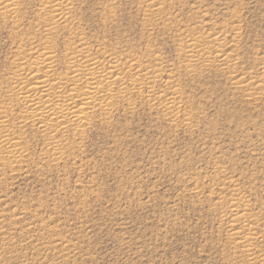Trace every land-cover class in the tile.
<instances>
[{
	"label": "rangeland",
	"instance_id": "obj_1",
	"mask_svg": "<svg viewBox=\"0 0 264 264\" xmlns=\"http://www.w3.org/2000/svg\"><path fill=\"white\" fill-rule=\"evenodd\" d=\"M4 1L0 264H264V0Z\"/></svg>",
	"mask_w": 264,
	"mask_h": 264
},
{
	"label": "bare ground",
	"instance_id": "obj_2",
	"mask_svg": "<svg viewBox=\"0 0 264 264\" xmlns=\"http://www.w3.org/2000/svg\"><path fill=\"white\" fill-rule=\"evenodd\" d=\"M10 1V0H9ZM12 1V0H11ZM10 1V2H11ZM45 1V0H44ZM44 1H42V2H44ZM60 0H49V1H47V2H59ZM9 2V3H10ZM3 3H5V1L4 0H0V5H3ZM8 3V2H7ZM63 3V2H62ZM53 4V3H52ZM65 4V3H64ZM50 5H51V3H50ZM56 5H59V4H56ZM5 6V5H4ZM51 6H53V5H51ZM60 6V5H59ZM61 6H63V5H61ZM60 6V10H61V12H62V9H64V8H62ZM57 7V6H56ZM56 10H58L57 8H55ZM55 9L53 8L51 11H55ZM50 11V12H51ZM57 12V11H56ZM59 13V12H58ZM64 14H65V12H63ZM57 14V13H56ZM52 15V14H51ZM53 15H55V14H53ZM60 16H62V14L60 13L59 14ZM57 16L58 17V19H60V16ZM55 17V16H54ZM54 17H53V19H54ZM65 17V16H64ZM64 21V20H63ZM51 27V26H50ZM191 45H193V44H191ZM80 46V45H79ZM196 46V45H195ZM194 46V47H195ZM46 47V46H45ZM72 48V47H71ZM77 48V47H76ZM84 48V47H83ZM193 48V47H192ZM44 49H46V48H44ZM79 49V48H78ZM82 50V49H81ZM87 50V49H86ZM195 50H197V49H195ZM46 51V50H45ZM75 51V50H74ZM77 51V50H76ZM85 51V50H84ZM190 51H192V50H190ZM194 51V50H193ZM43 52V51H42ZM48 52V51H47ZM200 52V51H199ZM71 53V51L69 52V54ZM74 53V52H73ZM85 53H88V52H85ZM91 54H92V52H90ZM189 53V52H188ZM44 53H42V54H40V56L41 55H43ZM48 54V53H47ZM67 54H68V52H67ZM68 54V55H69ZM84 54V53H83ZM192 54V53H191ZM203 54V53H202ZM39 54H37V56H38ZM51 55V54H50ZM74 55V54H73ZM79 55V54H78ZM78 55H77V57H78ZM190 55V54H189ZM222 55V54H221ZM220 55V56H221ZM52 56V55H51ZM75 56V55H74ZM84 56H85V54H84ZM83 56V57H84ZM88 56V55H87ZM219 56V57H220ZM223 56V55H222ZM69 57H73L72 55L71 56H69ZM79 57H82V56H80L79 55ZM82 57V58H83ZM86 57V56H85ZM225 57V56H224ZM39 58V57H38ZM41 59H43V58H41ZM40 59V60H41ZM45 59V62H44V64L46 65L47 63H49V57H47V58H44ZM68 59V58H67ZM93 59H95V57L93 58ZM40 60H38V62L37 63H41V62H39ZM53 60V59H52ZM70 60V59H69ZM73 59H71V61H72ZM85 60V59H84ZM91 59H88L87 61L89 62ZM96 60V59H95ZM42 61H44V60H42ZM51 61V60H50ZM67 61V60H66ZM75 61V60H74ZM218 61H221V60H218ZM82 62V61H81ZM86 62V61H85ZM108 62V61H107ZM112 62V61H111ZM115 62V61H114ZM224 62H225V60H224ZM33 63V62H32ZM34 63H36V62H34ZM54 63V62H53ZM87 63V62H86ZM128 63V62H127ZM50 65L52 64V63H49ZM49 64H47L48 66H49V69H50V67L53 65H49ZM68 64V63H67ZM72 64V63H71ZM75 64H77V63H75ZM80 64H82V63H80ZM107 64H110V63H107ZM114 64V63H113ZM132 64V63H131ZM131 64H129V65H131ZM36 65V64H35ZM69 65V64H68ZM110 65H112V64H110ZM109 65V66H110ZM116 65V64H115ZM37 66V65H36ZM35 66V67H36ZM38 66H40V65H38ZM74 66V65H73ZM81 66V65H80ZM98 66H99V64H98ZM101 66V65H100ZM113 66V65H112ZM125 66H127V65H125ZM124 66V67H125ZM131 66H133V65H131ZM137 66V65H136ZM33 67V66H32ZM42 67V66H41ZM44 67H47V66H44L43 65V67H42V69H44ZM82 68L80 69V71H82V69H84L85 71H86V73L87 74H90V75H92V77H89L88 78V82L86 83V85H85V87H84V89H85V91L82 93V96H81V101L79 102V103H73V104H70V102L69 103H66V104H68V105H71L70 107H66L67 109H66V112H64V110H63V112H60V113H56V112H58V110L56 111V112H54V108H53V110H49L48 108H50L51 106H52V104H51V106L50 107H48L46 110H42L43 111V113L41 112L40 114H41V117L39 118L40 119V121L42 122V121H46L45 123H48V122H50V123H59L60 125H62L61 124V120H62V118H68L67 120H69V119H71L74 123H76L77 125L78 124H80L81 125V122H82V119H83V115H84V113H85V111L88 109V108H90L91 107V105L93 104V102H94V100L96 101V99H98V96H99V94H100V92H103V90H101L102 89V87H104V86H102L101 87V85H111L112 84V82H114V80L117 78V77H115V75H114V73L116 74V72H112V70L111 71H109L110 72V75H106V74H96L97 73V71H95V68H96V65H95V63H87V64H85V66H81ZM122 67V66H121ZM134 67V66H133ZM21 68H22V66H21ZM29 68V67H28ZM27 68V69H28ZM37 68V67H36ZM52 68V67H51ZM75 68V67H74ZM78 68V67H77ZM77 68H75V70L77 69ZM99 68V67H98ZM97 68V69H98ZM101 68V67H100ZM104 68V67H103ZM129 68H130V66H129ZM132 68V67H131ZM24 69V68H23ZM38 70H39V67L37 68ZM37 69H35V70H37ZM48 68H46V70H47ZM106 69V68H105ZM116 69V68H115ZM118 69V68H117ZM135 69V68H134ZM31 70V69H30ZM29 70V71H30ZM52 70V69H51ZM75 70H73V71H75ZM129 70V69H128ZM136 70H138V69H136ZM142 70V69H141ZM18 71V70H17ZM34 71V70H33ZM32 71V72H33ZM47 71H50V70H47ZM85 71H83V72H85ZM103 71H104V69H103ZM27 72V71H26ZM41 72V71H40ZM44 72V71H43ZM42 72V73H43ZM46 72V71H45ZM71 72V71H70ZM70 72H68V73H70ZM82 72V73H83ZM100 72V71H99ZM105 72V71H104ZM136 72V71H135ZM30 73H31V71H30ZM35 73V72H34ZM49 73V72H48ZM136 73H138V72H136ZM135 73V74H136ZM25 74H27V73H25ZM41 74V73H40ZM39 74V75H40ZM49 74H51V73H49ZM78 74H79V72H78ZM107 74H109L108 72H107ZM117 74H118V72H117ZM121 74V73H120ZM31 76H32V74H30ZM36 75V74H35ZM84 75V74H83ZM86 75V74H85ZM83 77V76H82ZM119 77V76H118ZM121 77H123L122 75H121ZM30 77H28V79H29ZM33 78V77H32ZM34 78H36V80L34 81L33 79ZM33 79H30L32 82H34L33 83V85L32 86H29V87H26V88H24V91H23V94H24V98L23 99H25V102H26V104H28L29 106H31V108L33 107H36L37 106V103H38V101H36V99H37V97H36V95H37V93H39L38 95H40V97H44V95H48V93H47V91L49 90V88L52 86L51 85V82H50V79H49V77H47V74H41L40 76H36V77H34ZM56 78V77H55ZM64 79H65V77H63ZM54 79V78H53ZM57 79V78H56ZM59 79V78H58ZM85 79V78H84ZM121 79V78H120ZM123 79V78H122ZM26 80H27V78H26ZM25 80V81H26ZM86 80V79H85ZM31 81H28L29 83L31 82ZM57 81H59V80H57ZM62 81V80H61ZM21 82V81H20ZM24 82V81H23ZM22 82V83H23ZM26 83V82H25ZM54 84H55V82H53ZM27 85H28V83H26ZM25 84V85H26ZM64 84V83H63ZM72 86H73V84H71ZM79 85H80V83H79ZM16 87L18 86V84H16L15 85ZM14 86V87H15ZM22 86V85H21ZM61 86V85H60ZM59 86V87H60ZM68 86H70V85H68ZM67 86V87H68ZM19 87V86H18ZM53 87H54V85H53ZM56 87H57V84H56ZM65 87H66V85H65ZM75 87V86H74ZM71 88V89H75V88ZM80 87V86H79ZM101 87V88H100ZM113 87V86H112ZM21 88V87H20ZM63 88V87H62ZM61 88V89H62ZM76 88H78V87H76ZM106 88V87H105ZM18 89V88H17ZM108 89H109V87H108ZM52 90H53V88H52ZM60 90V89H59ZM106 90V89H105ZM12 91H14V90H12ZM18 91V90H17ZM16 91V92H17ZM68 91V90H67ZM76 91V90H75ZM78 91V90H77ZM50 92H51V90H50ZM56 92H58V91H55V93ZM60 92V91H59ZM65 92V91H64ZM108 92V91H107ZM66 93V92H65ZM22 94V93H21ZM22 94V95H23ZM50 94V93H49ZM58 94V93H57ZM102 94V93H101ZM53 95V94H52ZM56 95V94H55ZM59 95V94H58ZM65 95V94H64ZM105 96H106V94H104ZM109 95V94H108ZM108 95H107V97H108ZM70 96V95H69ZM103 96V95H102ZM157 96V95H156ZM22 97V96H21ZM55 97V96H54ZM53 97V98H54ZM57 97V96H56ZM53 98H51V99H53ZM59 98V97H58ZM63 98V97H62ZM103 98V97H102ZM38 99H39V97H38ZM51 99H47V101H51ZM61 99V98H60ZM78 99V98H77ZM63 100V99H62ZM61 100V101H62ZM69 100V99H68ZM71 100V99H70ZM100 100V99H99ZM98 100V101H99ZM110 100V99H109ZM172 100V99H171ZM57 101V100H56ZM59 101V100H58ZM65 101V100H64ZM102 101L104 102V100L102 99ZM24 102V103H25ZM40 102H42V101H40ZM46 101H44V103H45ZM73 102H74V100H73ZM75 102H76V100H75ZM111 102V101H110ZM171 102V101H170ZM23 103V104H24ZM43 103V104H44ZM54 103V102H53ZM97 103V102H96ZM105 103H107V102H105ZM169 103V102H168ZM42 104V105H43ZM48 104V103H47ZM108 104V103H107ZM110 104V103H109ZM28 105H26V106H28ZM62 105V104H61ZM64 105V104H63ZM45 106V105H44ZM43 106V107H44ZM94 107V106H93ZM28 108V107H27ZM30 108V107H29ZM62 108H64L63 106H62ZM40 109H43L42 107H41V105H40ZM58 109H60V108H58ZM94 109V108H93ZM26 110V109H25ZM24 111V110H23ZM35 111H37V108L35 109ZM40 111V110H39ZM39 111H38V113H39ZM53 111V112H52ZM59 111H61V110H59ZM32 113V112H31ZM37 113V112H36ZM88 113V112H87ZM2 115V114H1ZM35 115V114H34ZM37 116H38V114H37ZM87 116V115H86ZM85 116V117H86ZM1 118V117H0ZM30 118H32V117H30ZM29 118V119H30ZM35 118H37V117H35ZM35 118H33V120H38V119H35ZM66 120V121H67ZM2 121V120H1ZM0 121V122H1ZM65 121V120H64ZM38 122V121H37ZM43 122V123H44ZM35 123V122H34ZM42 123V124H43ZM63 123V122H62ZM66 123V122H65ZM64 124V123H63ZM45 126H47V125H45ZM49 126V125H48ZM57 126V125H56ZM63 126V125H62ZM58 127V126H57ZM50 128V127H49ZM50 131V130H49ZM1 134V133H0ZM52 134V133H51ZM53 135V134H52ZM3 136V135H2ZM1 135H0V137H2ZM4 139V138H3ZM7 139V138H6ZM1 141V140H0ZM0 143H2V142H0ZM5 144H7V143H5ZM12 146V145H11ZM10 149H11V147H10ZM8 150V149H7ZM15 151L17 152V150L15 149ZM8 152V151H7ZM11 153H12V155H11V157L13 156V155H16L12 150H11ZM9 157V156H8Z\"/></svg>",
	"mask_w": 264,
	"mask_h": 264
}]
</instances>
